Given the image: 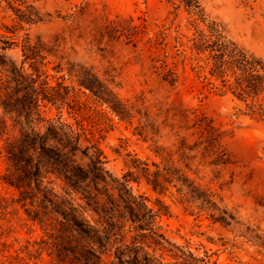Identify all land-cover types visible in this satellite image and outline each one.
<instances>
[{"label":"rangeland","instance_id":"1","mask_svg":"<svg viewBox=\"0 0 264 264\" xmlns=\"http://www.w3.org/2000/svg\"><path fill=\"white\" fill-rule=\"evenodd\" d=\"M26 1L41 21H19L12 8L22 11L25 5L0 0V33L15 42L0 63V264H84L71 251L80 247L101 254L105 264H121L116 256L125 261L133 250L156 264H264V118L208 84L203 62L189 49L195 30L184 9H175L178 0ZM198 1L230 39L264 60V0ZM116 26L134 33L133 42L108 33ZM26 37L43 48L44 59L36 64L40 77L33 74V61L24 60ZM162 37L161 45L153 44ZM164 62L179 75L175 85L162 80ZM86 72L113 90L130 120L79 87ZM44 82L57 98L67 94L69 107L45 101L34 106V88ZM202 116L224 133L219 145L205 142ZM61 125L79 138L75 149L46 131L53 126L62 133ZM25 134L34 139L31 145ZM41 136L81 177L41 155ZM8 145L18 155L23 148L26 161L12 164ZM144 163L151 170L154 164L177 166L214 206L200 210L201 201L188 200L184 186L160 194L138 178L124 187L123 176L139 177L137 167ZM9 173L22 178L24 187L7 184ZM131 195L136 212L164 206L169 214L141 231L144 223H132L125 209ZM60 203L107 245L100 249L83 237L54 207ZM155 227L165 238L160 246L148 236Z\"/></svg>","mask_w":264,"mask_h":264},{"label":"trees","instance_id":"2","mask_svg":"<svg viewBox=\"0 0 264 264\" xmlns=\"http://www.w3.org/2000/svg\"><path fill=\"white\" fill-rule=\"evenodd\" d=\"M10 2H18L21 5H25V10L14 9L16 17L21 22H26L28 24H34L41 21L40 16L31 11V7L27 6L26 0H6ZM172 1V0H170ZM183 8L188 15V22L191 27L195 30V36L190 39L191 46L189 47L191 53L195 55V60L198 62H203L204 67L200 66L207 70L209 83L211 86L216 88V90L221 94H231L234 98L244 103L249 109L250 113L253 115H258L264 118V60L255 54L247 51L237 42L230 39L222 26L214 21L210 20L205 13L204 8L198 0H178V5L175 9ZM132 22V20H130ZM131 24V23H130ZM203 25L204 28H200ZM133 29H140L143 27L141 25H132L130 26ZM124 30H119V26L113 27L108 33L115 36H124L127 38L128 43L133 42L134 33L123 32ZM158 39L153 42V44L161 45L163 43ZM15 44L14 41L0 33V63H6V60L3 58L4 53ZM182 46V44H181ZM23 56L25 61H33L31 67H33V74L37 77H40L43 74H40L37 65L38 59L43 60L44 57L41 55L43 50L41 45H31L29 39L26 37L23 44ZM163 74L162 80L170 85H175L179 80V75L176 70L169 68L168 64L164 62L162 65ZM32 76V74L30 75ZM46 79L47 76H44ZM34 82L35 79H32ZM78 85L80 88H85L88 90L95 98L106 104L114 113H116L121 120H130L131 112L126 106L121 104L113 90L105 83L99 81L90 73H85L79 77ZM54 90L52 87L48 86L47 82L42 83L41 87L38 89L34 88L36 93V98L34 101V106L38 107L39 102H48L53 105H56L57 108H63L64 106L69 107L67 94L64 96H55L51 93ZM198 126L202 135L205 136V142L209 144H220L221 140L224 137V133L214 125L213 121L205 116H202L198 120ZM62 133L58 132L53 128V126L47 127L46 131L49 134H56L58 141L62 142V145L69 146L71 149L77 147L79 138L74 134V131L71 128H64L62 125L57 128ZM27 145H31L34 142V139L28 134L24 136ZM45 137H38L40 153L43 157L50 158L56 164H60L65 171L71 172V176L81 177V170L75 166L69 165L65 161V154L50 150L45 147L44 142ZM63 139V140H62ZM6 152L8 154L9 161L15 166L21 161L25 160V151L21 148L20 154L18 155L10 145L6 147ZM137 172L139 177H134L133 172H127L123 176L122 185L124 187L130 186L132 181L137 182L138 178H143L145 182L152 187L155 192L160 194L166 193L170 190V187H175L178 192H182V187L186 188L188 200H197L201 201L199 209L204 211L206 206L211 204L209 195L196 186L193 181H191L180 168L175 165L164 164L161 168L159 165L154 164V170H151L147 164L144 163V166L140 169L137 167ZM69 179L68 176H65ZM70 179H72L70 177ZM4 181L14 186L18 189H21L23 186L22 178H16L12 173L5 175ZM180 185L177 187V185ZM131 188V187H130ZM23 191L20 192L23 195ZM132 195L130 196V199ZM61 204H55L54 207L63 215L64 218L69 220L79 231V233L90 240L93 245H96L98 248H104L107 245V240L92 226L78 221L74 212V209L68 207L67 210L61 208ZM134 199L129 200L125 204V209L129 214L130 221L132 223H144V226L140 225L141 231H146L150 223L155 222L157 217L162 215H168L169 212L164 206L151 213L136 212L134 210ZM214 204H211V208ZM142 207L145 208V206ZM147 217L151 221H147ZM211 218L214 221L226 223V218L222 215L215 216L211 214ZM151 229V230H150ZM148 236L151 237L154 241V245L160 246L162 243L160 239L165 240L163 234L158 232V228H149ZM164 248V246H162ZM165 249V248H164ZM73 253H77L83 259L84 264H105L104 259L101 254H96V252H89L84 247H80L78 251L75 249L71 250ZM171 251V250H167ZM184 254V253H183ZM62 255V253L60 254ZM61 257V260L64 256ZM174 259L178 258L177 254L172 256ZM116 258L120 260L121 264H156L150 263L149 258L145 256L143 260L138 258L137 251L133 250L132 255L125 261H121L120 256L117 255ZM196 261H203L204 259H195ZM70 263H73L71 260ZM158 264H165L158 262Z\"/></svg>","mask_w":264,"mask_h":264}]
</instances>
